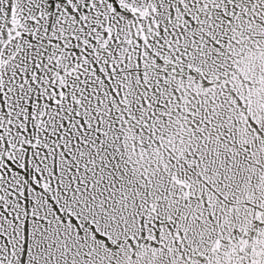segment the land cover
Returning <instances> with one entry per match:
<instances>
[{"label": "snow or ice", "instance_id": "6c2138e0", "mask_svg": "<svg viewBox=\"0 0 264 264\" xmlns=\"http://www.w3.org/2000/svg\"><path fill=\"white\" fill-rule=\"evenodd\" d=\"M0 264H264V0H0Z\"/></svg>", "mask_w": 264, "mask_h": 264}]
</instances>
